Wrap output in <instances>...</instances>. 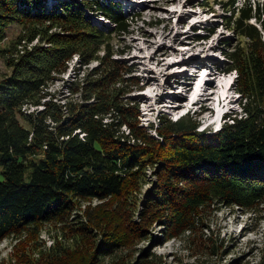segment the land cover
Listing matches in <instances>:
<instances>
[{"label":"trees","instance_id":"obj_1","mask_svg":"<svg viewBox=\"0 0 264 264\" xmlns=\"http://www.w3.org/2000/svg\"><path fill=\"white\" fill-rule=\"evenodd\" d=\"M46 1L0 0V42L12 23L22 29L0 44L9 69L0 70V239L29 238L44 223L72 228L80 240L94 229L105 236L104 255L141 233L126 207L137 180L154 164L157 182L144 207H156L147 214L159 212L176 233L192 228L216 202L250 209L264 198V32L251 22L264 27V14L256 4L225 3L228 25L241 38L227 53L226 72L237 73L243 115L212 134L197 131L188 115L161 118L153 136L139 125L136 105L123 101L125 72L111 57V33L128 26L118 2ZM85 9L106 18L110 33L86 19ZM34 39L48 45L28 48ZM75 54L82 64L98 65L71 87L79 100L56 104L48 83ZM26 104L43 107L24 112ZM93 198L99 202L80 210L82 200ZM80 247L56 245L39 249L37 257L49 264H99L94 258L100 254Z\"/></svg>","mask_w":264,"mask_h":264},{"label":"rangeland","instance_id":"obj_2","mask_svg":"<svg viewBox=\"0 0 264 264\" xmlns=\"http://www.w3.org/2000/svg\"><path fill=\"white\" fill-rule=\"evenodd\" d=\"M52 1L47 0L46 4ZM99 1L118 2L122 14L128 18L125 31L111 33L109 48L118 70L125 72L122 98L136 105L139 125L148 127L155 136L161 118L176 120L188 115L196 121L197 131L212 134L224 122L243 115V96L235 83L237 73L226 72L229 66L227 53L241 41L228 25L227 0ZM243 1L246 0H237L236 5ZM247 1L256 4L264 14V0ZM84 13L86 19L106 33L113 29V25L101 15L88 9ZM251 22L264 32V27L255 18ZM21 31V25L12 23L0 44H8ZM162 32L165 36H161ZM147 40L152 41V45H148ZM35 44L48 45L46 41L34 39L28 43V48ZM158 46V54L151 56ZM97 65V60L82 64L78 56L73 55L66 69L55 73L48 83L47 88L54 94L56 104L79 100V93L73 92L71 87L77 81H83V77ZM0 70L9 71L1 59ZM194 70L198 76L192 79ZM181 72H186L187 79ZM179 80H188L191 87L185 90L177 82ZM205 93H212L208 100L203 97ZM160 96L161 100L158 99ZM204 105L213 111L203 108ZM42 107L26 104L22 110L29 112ZM121 129L126 132L124 126ZM155 182L157 166L154 164L146 167L137 180L126 207L141 233L130 235L119 246H111L112 250L106 254H100L105 248V236L94 229L87 234V239L80 240L75 232H71L72 228L62 229L59 224L44 223L38 233L29 238L24 234L0 239V264H27V258H34L35 264H49L45 258L37 257L39 249L44 251L58 245L74 250L77 245L81 248L82 244L85 249L88 247L100 254L94 258L99 264H134L138 261L140 264H260L264 261V198L250 209L216 202L195 217L192 228L176 233L172 226L166 225L159 212L150 216L147 214L150 207H144ZM98 202L96 198L82 200L80 210ZM80 214L77 210L74 218H79ZM120 234L123 239L125 232Z\"/></svg>","mask_w":264,"mask_h":264},{"label":"bare ground","instance_id":"obj_3","mask_svg":"<svg viewBox=\"0 0 264 264\" xmlns=\"http://www.w3.org/2000/svg\"><path fill=\"white\" fill-rule=\"evenodd\" d=\"M165 36V33L164 32H162L161 33V36ZM145 42H147V44L148 45H152V41H145ZM160 51V46H158L157 47V49L154 51V53L153 54H151V56H153V57H155L157 54H158V52ZM165 53V52H164ZM158 63H160V60L158 61ZM145 70V69H144ZM181 75H182V77L184 78V79H187V74H186V72H181ZM169 76V75H168ZM198 76V72H197V70H194L193 71V73H192V79H194V78H196ZM229 78H230V76H229ZM181 86H183V88L185 89V90H188L190 87H191V83L190 82H188V80H186V81H184V82H181L180 80L179 81H177ZM212 93H205V94H203L204 96V99H206V100H208L209 99V97H210V95H211ZM224 94V93H223ZM222 94V95H223ZM225 95V94H224ZM182 98V96H180V99ZM159 100H161L162 99V97L160 96L159 98H158ZM203 108H205V109H207V110H209V111H213L212 110V108H209V107H207L206 105H204L203 106ZM216 114V113H215ZM217 114H218V112H217Z\"/></svg>","mask_w":264,"mask_h":264}]
</instances>
